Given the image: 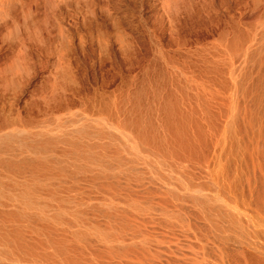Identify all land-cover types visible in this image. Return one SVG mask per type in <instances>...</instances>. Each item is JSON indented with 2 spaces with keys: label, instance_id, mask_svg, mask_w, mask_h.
Instances as JSON below:
<instances>
[{
  "label": "rangeland",
  "instance_id": "rangeland-1",
  "mask_svg": "<svg viewBox=\"0 0 264 264\" xmlns=\"http://www.w3.org/2000/svg\"><path fill=\"white\" fill-rule=\"evenodd\" d=\"M125 3L102 58L0 35V264H264V0Z\"/></svg>",
  "mask_w": 264,
  "mask_h": 264
},
{
  "label": "bare ground",
  "instance_id": "bare-ground-1",
  "mask_svg": "<svg viewBox=\"0 0 264 264\" xmlns=\"http://www.w3.org/2000/svg\"><path fill=\"white\" fill-rule=\"evenodd\" d=\"M136 2L130 0L132 6ZM125 4V0H52L43 8L42 0H0V35L5 31L12 35L0 38L8 42L15 37L12 31L18 30L16 35L23 44L19 52L26 63L44 56L66 66L79 52L86 55L90 49L100 57L107 56L112 42L122 49L128 42L120 15ZM57 64L51 66L56 70Z\"/></svg>",
  "mask_w": 264,
  "mask_h": 264
}]
</instances>
